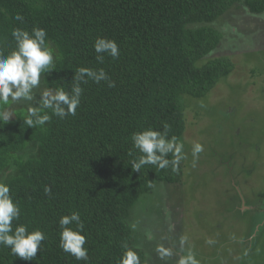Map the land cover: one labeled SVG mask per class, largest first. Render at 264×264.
Returning <instances> with one entry per match:
<instances>
[{"label":"trees","instance_id":"1","mask_svg":"<svg viewBox=\"0 0 264 264\" xmlns=\"http://www.w3.org/2000/svg\"><path fill=\"white\" fill-rule=\"evenodd\" d=\"M234 7L264 15V0H0L5 55L15 47L13 28L31 32L38 26L62 57L43 77L40 90L70 91L79 67L103 68L115 82L112 88L104 81L82 84L77 114L53 116L42 127L23 123V101L7 106L8 123L0 115V180L21 208L13 227L24 224L46 236L31 262L0 246V264H85L59 247V219L76 211L85 226L87 264H119L124 244L146 264L132 227L137 205L158 183H179L183 167L180 162L173 172L145 165L134 172L131 135L168 125L169 138L182 140L183 96L201 98L232 72L230 59L212 55L224 42L232 43L234 37L226 41L216 25ZM17 14L23 22L14 19ZM98 37L118 44V59L105 55L103 63L97 61L93 44ZM33 106H38L35 101Z\"/></svg>","mask_w":264,"mask_h":264},{"label":"rangeland","instance_id":"2","mask_svg":"<svg viewBox=\"0 0 264 264\" xmlns=\"http://www.w3.org/2000/svg\"><path fill=\"white\" fill-rule=\"evenodd\" d=\"M223 20L216 26L234 38L212 56L230 59L232 72L201 98L183 96L182 179L158 183L136 208L146 264H177L189 247L200 264H264V15L234 7ZM194 142L204 146L195 161ZM160 245L172 255L162 258Z\"/></svg>","mask_w":264,"mask_h":264},{"label":"clouds","instance_id":"3","mask_svg":"<svg viewBox=\"0 0 264 264\" xmlns=\"http://www.w3.org/2000/svg\"><path fill=\"white\" fill-rule=\"evenodd\" d=\"M14 19L23 22L24 18L17 14ZM11 37L15 47L10 53L5 55L4 51L0 50V115L3 116L5 123H8L12 117L11 109L7 106L18 101L26 104L23 123L29 128H37L48 124L53 116L60 119L75 116L84 92L81 85L88 83L89 80L96 84L104 81L109 88L115 87V82L103 68L94 70L79 67L71 80L70 91H65L63 87L55 89L45 87L40 90L43 77L54 71L56 62L62 57L56 54L55 49L48 42L47 31L38 26H33L31 32L15 27L11 31ZM93 49L100 63H103L105 55L113 59L119 58V46L114 40L98 37L93 44ZM37 92L40 96L38 101L36 100ZM33 101L38 106L34 107ZM169 128L170 126L165 125L163 131L148 128L132 133V149L139 153V156H136L133 150L128 153L133 157L130 165L134 172H140L145 165L155 166L159 170L169 167L173 172L179 170L180 162L186 159L184 144L176 136L169 138ZM203 151L202 144L193 143L191 154L194 161L199 159V154ZM44 192L50 195L51 188L45 186ZM20 217L19 203L14 202L9 185L4 180H0V246L10 249L11 255L31 262L37 258L38 251L42 250V243L46 240V236L39 229L30 232L24 224L13 227V221H18ZM58 223L61 229L59 247L77 261L87 264L88 249L84 247L87 239L82 234L85 226L80 213L76 211L70 215L61 216ZM73 223L75 229L69 227ZM261 226L260 223L257 224V228ZM132 227L135 228V225ZM145 235L149 240L153 239L150 232ZM187 243L188 238L182 237L181 248L183 249ZM206 243H212V241L209 240ZM122 248L119 264H141L136 250L127 244L122 245ZM157 252L162 258L172 255V250L163 245L157 247ZM177 264H200V261L189 247L186 254L179 257Z\"/></svg>","mask_w":264,"mask_h":264},{"label":"flooded vegetation","instance_id":"4","mask_svg":"<svg viewBox=\"0 0 264 264\" xmlns=\"http://www.w3.org/2000/svg\"><path fill=\"white\" fill-rule=\"evenodd\" d=\"M241 209L245 212L247 209H248V207H246V206H244V205H241ZM256 211H257V213L258 214H260V213H264V209L262 208V207H258L257 209H256Z\"/></svg>","mask_w":264,"mask_h":264}]
</instances>
